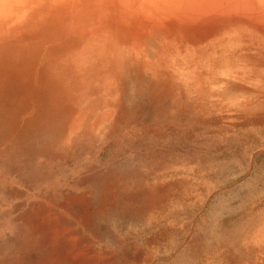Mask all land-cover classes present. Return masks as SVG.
<instances>
[{
	"label": "rangeland",
	"instance_id": "1",
	"mask_svg": "<svg viewBox=\"0 0 264 264\" xmlns=\"http://www.w3.org/2000/svg\"><path fill=\"white\" fill-rule=\"evenodd\" d=\"M0 1V264H264V0Z\"/></svg>",
	"mask_w": 264,
	"mask_h": 264
},
{
	"label": "bare ground",
	"instance_id": "2",
	"mask_svg": "<svg viewBox=\"0 0 264 264\" xmlns=\"http://www.w3.org/2000/svg\"><path fill=\"white\" fill-rule=\"evenodd\" d=\"M0 2H1V1H0ZM9 3H10V2H9ZM2 5H4V4H2ZM7 5H8V4H7ZM11 6H12V5H11ZM8 7H9V5H8ZM8 7H7V8H8ZM1 12H2V11H1Z\"/></svg>",
	"mask_w": 264,
	"mask_h": 264
}]
</instances>
